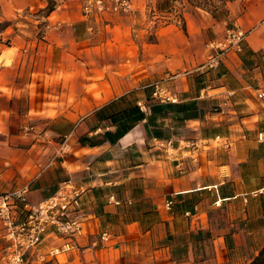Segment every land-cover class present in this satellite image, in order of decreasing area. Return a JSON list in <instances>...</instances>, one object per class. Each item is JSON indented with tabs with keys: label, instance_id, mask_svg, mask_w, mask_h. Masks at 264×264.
<instances>
[{
	"label": "crops",
	"instance_id": "crops-1",
	"mask_svg": "<svg viewBox=\"0 0 264 264\" xmlns=\"http://www.w3.org/2000/svg\"><path fill=\"white\" fill-rule=\"evenodd\" d=\"M49 1L0 0V193L38 202L72 178L84 219L77 247L40 259L62 243L49 235L32 264H249L264 246V0L91 17L87 0L40 14ZM151 9L168 20L152 26ZM232 24L242 50L198 70ZM162 78L178 102L152 97Z\"/></svg>",
	"mask_w": 264,
	"mask_h": 264
},
{
	"label": "built area",
	"instance_id": "built-area-1",
	"mask_svg": "<svg viewBox=\"0 0 264 264\" xmlns=\"http://www.w3.org/2000/svg\"><path fill=\"white\" fill-rule=\"evenodd\" d=\"M134 0H87L83 12L91 17L95 13H129L133 11ZM247 32L238 25H228L220 39L209 42L213 52L198 70H210L218 66L230 50L241 51ZM152 97L160 103L178 102L177 91L166 85V79H159L149 85ZM260 96L264 97V85L258 88ZM233 93H229L231 96ZM142 111H147L144 102H138ZM227 101H221L215 109L223 112ZM258 140L264 142V131L258 133ZM70 151L69 137H66L55 156H61ZM29 187L0 193V221L2 222L1 237L4 241L0 249V264H32L31 254L47 236L55 235L62 240L60 245L51 247L46 254H39L40 259L46 255L55 256L69 252L78 246V237L83 234V195L85 188L78 185L74 179L64 180L58 189L48 198L33 202L28 198ZM112 202L119 204L113 195ZM172 200L167 201L171 208ZM109 239V234L103 232L101 240Z\"/></svg>",
	"mask_w": 264,
	"mask_h": 264
},
{
	"label": "rangeland",
	"instance_id": "rangeland-1",
	"mask_svg": "<svg viewBox=\"0 0 264 264\" xmlns=\"http://www.w3.org/2000/svg\"><path fill=\"white\" fill-rule=\"evenodd\" d=\"M227 1H230V0H177L176 2L174 1L171 4H165V7L173 5V7L171 9H168V12H173V14H175L179 10L183 9L184 7L190 8L191 6L193 7V6H196L197 4L204 5L205 8L212 10L219 5L225 4ZM148 3H149L148 4L149 6H151V5H152V7L154 6V0H149ZM154 12H155L154 9L149 10L147 12L145 18H144V19H146L145 21L156 20L155 24H153V23L151 24L152 26H155L159 23L163 24L165 21L168 20V18L162 17V16H164L163 14H159L158 12L154 13ZM62 143H63V141H62Z\"/></svg>",
	"mask_w": 264,
	"mask_h": 264
},
{
	"label": "trees",
	"instance_id": "trees-1",
	"mask_svg": "<svg viewBox=\"0 0 264 264\" xmlns=\"http://www.w3.org/2000/svg\"><path fill=\"white\" fill-rule=\"evenodd\" d=\"M55 2L49 1V5L42 9L39 13L48 16L55 9ZM197 6L205 7L204 5L197 4ZM134 112H137L134 121L142 120L145 117V112L141 110L140 106L137 105ZM249 264H264V246L259 250L258 254L252 259Z\"/></svg>",
	"mask_w": 264,
	"mask_h": 264
}]
</instances>
